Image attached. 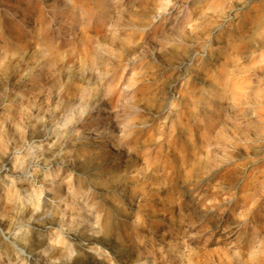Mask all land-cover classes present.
Listing matches in <instances>:
<instances>
[{"label":"rangeland","instance_id":"obj_1","mask_svg":"<svg viewBox=\"0 0 264 264\" xmlns=\"http://www.w3.org/2000/svg\"><path fill=\"white\" fill-rule=\"evenodd\" d=\"M237 241L257 264L264 0H0V264H224Z\"/></svg>","mask_w":264,"mask_h":264},{"label":"clouds","instance_id":"obj_2","mask_svg":"<svg viewBox=\"0 0 264 264\" xmlns=\"http://www.w3.org/2000/svg\"><path fill=\"white\" fill-rule=\"evenodd\" d=\"M119 111V109H117ZM233 250L239 251V259L232 254ZM229 252L231 254V259L225 261L224 264H247V252L248 248L244 246L243 243L237 241L234 245H229ZM257 264H264V252L261 253Z\"/></svg>","mask_w":264,"mask_h":264},{"label":"bare ground","instance_id":"obj_3","mask_svg":"<svg viewBox=\"0 0 264 264\" xmlns=\"http://www.w3.org/2000/svg\"><path fill=\"white\" fill-rule=\"evenodd\" d=\"M16 257V256H15Z\"/></svg>","mask_w":264,"mask_h":264}]
</instances>
